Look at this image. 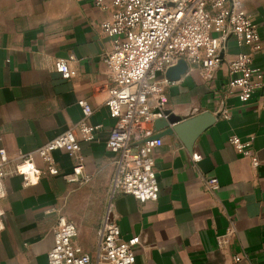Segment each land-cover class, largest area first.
I'll list each match as a JSON object with an SVG mask.
<instances>
[{"label":"crops","instance_id":"crops-1","mask_svg":"<svg viewBox=\"0 0 264 264\" xmlns=\"http://www.w3.org/2000/svg\"><path fill=\"white\" fill-rule=\"evenodd\" d=\"M243 6L262 42L253 67L264 83V3L245 0ZM111 13L81 0H0V150L13 162L19 153L74 130L82 120L79 100L92 109L89 124L100 127L94 141L80 142L85 181L49 176L39 159L37 185L24 187L17 175L5 180L0 264H48L60 215L76 227L74 245L99 264L100 230L115 176L114 156L106 149L114 125L105 106L112 82L103 63L111 40L100 29ZM239 53L249 49L230 39L224 63ZM70 58L76 74L63 80L54 64ZM226 83L222 65L212 81L188 70L165 89L166 110L175 116L186 120L208 112L216 119L193 142L192 152L175 135L161 139L154 153L156 201L122 193L111 199V219L122 240L139 238L134 264H264V87L242 103ZM231 136L251 143L258 167L228 144ZM194 155L200 160L193 161ZM53 157L62 175L72 172L75 163L66 153ZM213 179L217 187L211 190ZM230 228L235 233L219 249L217 238ZM235 256L241 261L235 263Z\"/></svg>","mask_w":264,"mask_h":264},{"label":"built area","instance_id":"built-area-1","mask_svg":"<svg viewBox=\"0 0 264 264\" xmlns=\"http://www.w3.org/2000/svg\"><path fill=\"white\" fill-rule=\"evenodd\" d=\"M90 2L100 11L112 10L109 20L100 29L110 40L111 50L105 54V71L112 82L107 91L105 106L114 125L106 142V149L114 156L115 176L110 201L115 194L132 196L140 202L158 199L159 186L155 173L154 153L162 146L161 139L149 140L150 126L161 116L156 112L166 109L165 89L174 84L166 80L165 71L179 60L196 70L204 82L212 81L216 71L225 65L226 90L240 102H248L264 87L263 73L253 67V54L262 50L257 25L244 9L245 0H81ZM263 2L264 0H257ZM234 40L249 53H239L224 63L220 53L226 43ZM73 60L58 59L55 71L63 80L75 76ZM82 120L40 148L19 153L11 162L0 150V232L4 228L5 212L1 201L6 197L5 180L10 175L23 179L24 187L38 184L39 159L49 176H62L66 183H78L83 175L80 142L95 140L99 126L89 124L92 109L86 100H79ZM222 117L227 119V114ZM228 144L241 156L251 159L252 166L259 161L250 150V142L231 136ZM66 153L74 166L70 174L62 175L53 157L54 152ZM192 160L197 162L199 156ZM217 187L215 179L208 188ZM110 201L100 230L97 250L99 264H134L139 238L123 241L117 222L111 219ZM235 233L229 229L217 238L219 249L225 248ZM53 247L47 255L48 264H93L91 258L75 246V225L60 215L52 230ZM241 261L240 256L234 262Z\"/></svg>","mask_w":264,"mask_h":264},{"label":"water","instance_id":"water-1","mask_svg":"<svg viewBox=\"0 0 264 264\" xmlns=\"http://www.w3.org/2000/svg\"><path fill=\"white\" fill-rule=\"evenodd\" d=\"M224 53H220L223 59ZM188 64L184 60H179L176 65L165 71V78L169 82H177L188 72ZM161 114L153 123V130L149 140L162 139L167 135H175L189 152H192V144L198 136L212 125L216 117L208 112H203L186 120L172 114L169 110L156 112Z\"/></svg>","mask_w":264,"mask_h":264}]
</instances>
